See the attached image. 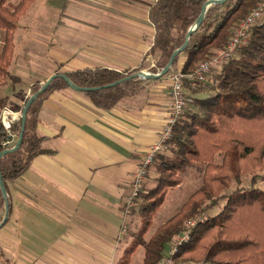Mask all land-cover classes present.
<instances>
[{"label": "trees", "instance_id": "16d2710c", "mask_svg": "<svg viewBox=\"0 0 264 264\" xmlns=\"http://www.w3.org/2000/svg\"><path fill=\"white\" fill-rule=\"evenodd\" d=\"M34 1L19 0L11 7L9 0H0V29L5 31L0 51V82L9 76L19 20ZM206 1H154L149 9L154 29L149 52L157 58L154 74L162 71L172 54L184 45ZM259 1L227 0L223 5L209 8L204 21L167 74L193 72L214 49L228 43L232 29ZM182 60L181 69H178ZM136 70L96 67L62 74L78 87L94 89L86 92L94 106L109 110L145 89L143 81L133 77ZM186 86L189 87L187 81ZM69 87L64 78H55L28 109L20 147L0 159L7 193L8 183L26 172L37 156L54 153L43 148L47 139L37 134L39 115L43 102L54 91ZM38 91L34 90V94ZM190 93L193 99L179 117L167 142V150L159 153L152 164L158 174L157 185L148 193L144 189L137 199L135 210L138 209L141 225L132 233V243L117 264H131L140 247L145 249L143 264H160L167 245L184 232L183 222L200 215L202 218L191 228L189 241L176 255L177 261L264 264V187H257L259 182L264 186V17L251 28L247 43L239 46L236 55L212 74L211 82L191 89ZM7 103V98L0 97V111L7 108ZM21 127V118L12 121L9 131L0 122V152L14 147ZM219 154L222 161L217 163ZM189 164L202 167V186L183 204L180 212L146 241L155 213L164 204L168 190L183 183L182 173ZM245 176H251L249 187L238 186L225 194L234 182L240 184ZM223 200L221 210L209 215V211L220 206ZM0 201L5 205L1 189ZM11 211L9 202L8 220L2 227L8 223Z\"/></svg>", "mask_w": 264, "mask_h": 264}, {"label": "crops", "instance_id": "0c3cea01", "mask_svg": "<svg viewBox=\"0 0 264 264\" xmlns=\"http://www.w3.org/2000/svg\"><path fill=\"white\" fill-rule=\"evenodd\" d=\"M102 1L112 7L104 8L95 25L92 11L75 15L68 28V56L59 59L57 72L134 69L149 53L154 37L149 9L155 0ZM17 30L8 72L26 86L0 82V97L8 99L7 109L13 112L24 104L27 84L35 76L27 74L31 65L25 61L14 65ZM3 33L0 30L1 45ZM144 87L109 110L97 108L86 91L71 87L54 91L43 102L37 134L47 139L43 148L54 153L37 156L26 172L8 183L12 211L0 229L1 264L118 263L133 240L128 231L140 223L134 212L125 215L123 207L133 173L169 114L170 76L149 79ZM159 227L148 231V241Z\"/></svg>", "mask_w": 264, "mask_h": 264}, {"label": "rangeland", "instance_id": "374dc122", "mask_svg": "<svg viewBox=\"0 0 264 264\" xmlns=\"http://www.w3.org/2000/svg\"><path fill=\"white\" fill-rule=\"evenodd\" d=\"M263 0H260L258 5L261 4ZM19 3V0H9L10 6H15ZM147 4L148 0H147ZM107 7L108 9L112 7V3L110 1L103 2L102 0H35L33 5L29 8L27 13L20 18L18 27H17V39H16V60L14 61V65L25 61L28 66L27 74H34V79L31 83L27 84V88H29L30 92L28 93L27 98L24 101V104L17 108L18 114H22L23 108L26 105L27 101L34 94V90L41 89L46 83V81L53 75L61 74L56 71L57 67L61 68L62 62L59 63L62 59L67 58L68 52L67 48L69 46V34L68 28L69 26L74 25L75 15H79L80 11L88 10L92 11V25L96 24V21L99 20V14ZM255 7V8H256ZM254 8H252L253 10ZM251 10V11H252ZM250 11V12H251ZM250 12H248L243 18H245ZM241 19V20H242ZM1 30V29H0ZM3 31V30H2ZM234 29H232L231 35L233 34ZM2 33V32H1ZM5 37V31H4ZM105 36V35H104ZM2 38V36H1ZM231 38V37H230ZM4 41V39H3ZM4 45V43H3ZM3 45L0 44V51ZM15 45V42H14ZM15 49V48H14ZM218 49H214L210 56L216 52ZM126 54H130V51H125ZM209 56V57H210ZM207 59V58H206ZM157 58L150 54V52L146 53L141 59V63L134 69L137 73L145 72L148 74H154V69H156ZM203 61V60H202ZM201 61V62H202ZM60 64V65H59ZM132 69V70H134ZM172 69V68H171ZM170 69V70H171ZM196 69V68H195ZM136 73V74H137ZM174 72H170L167 76H172ZM166 76V75H165ZM139 78V77H138ZM143 81L142 84L147 82V79L139 78ZM6 82L10 83L12 87H20L24 88L26 86L24 83H21L20 78H16L15 76L9 75ZM22 84V85H21ZM31 85V86H30ZM7 109V108H6ZM10 110V109H9ZM0 119L4 110L0 111ZM167 150V149H166ZM169 155V152L166 153ZM217 163L222 161V155H218L216 158ZM153 168V169H151ZM153 171V172H152ZM153 173V174H152ZM204 172L202 171V167L198 164H189L186 170L182 173L183 182L180 188H170L168 190V194L164 204L160 207V209L155 213L153 218V223L150 229V232H154L162 222L170 220L174 217L178 212H180L183 204L187 202L190 196L197 191L203 182ZM158 177L156 167L151 166L149 169V174L147 179L144 182L143 188L148 193L151 189H153L156 185V179ZM149 179V183L152 186L147 188V182ZM251 176H245L240 181L234 182L231 189L226 191L225 194H229L234 191L238 186L249 187L250 186ZM263 188V184L261 182L258 183V186ZM224 200L220 202V206H217L209 211V215L217 214L224 204ZM136 215V220H138L139 226L141 225V218L139 217L138 209H133L132 213ZM6 213V208L4 203L0 201V224L2 223ZM202 218V215L198 216L193 220H185L182 224V229L185 227V224L190 221L198 222V219ZM135 225H133L134 227ZM133 229V228H132ZM134 229L128 231L129 235L133 232H136ZM146 241L147 235L145 237ZM145 254L144 247L138 248V250L133 255L132 264H141ZM2 257H0L1 261H4ZM11 260V259H9ZM191 261V260H190ZM182 262V261H178ZM186 262V261H184ZM196 262V261H194ZM204 261H199L197 263H202Z\"/></svg>", "mask_w": 264, "mask_h": 264}, {"label": "built area", "instance_id": "2783aa9c", "mask_svg": "<svg viewBox=\"0 0 264 264\" xmlns=\"http://www.w3.org/2000/svg\"><path fill=\"white\" fill-rule=\"evenodd\" d=\"M263 17L264 0L258 7L254 8L245 18L237 23L231 38L224 47L200 62L193 72L184 74L181 71H178L170 76L171 91L168 118L158 140L149 147L138 169L133 173L129 192L124 200L123 207L125 215H130L133 209L137 206V199L144 190V182L147 179L149 169L152 166L155 157L159 153L166 151L167 142L173 135L174 127L179 117L183 114L186 106L193 99L190 90L197 89L201 85L211 82L212 74L220 70L236 55L239 46L247 43L251 28ZM186 81L189 84V87L186 86ZM21 115L22 114L5 109L0 122L4 129L9 131L11 129L12 121L19 120ZM195 224V221H190L185 224L184 232L174 237L169 251L166 253L160 264H210L207 262L197 263L194 261L178 262L175 259L182 245L189 241L191 228Z\"/></svg>", "mask_w": 264, "mask_h": 264}, {"label": "water", "instance_id": "95a60500", "mask_svg": "<svg viewBox=\"0 0 264 264\" xmlns=\"http://www.w3.org/2000/svg\"><path fill=\"white\" fill-rule=\"evenodd\" d=\"M227 0H207L203 6H202V11L201 14L199 16V18L196 20L195 24L190 28V30L188 31L187 35H186V40L185 43L182 47H180L179 49H177L171 56L169 62L167 63V65L162 69V71H160L157 74H148L145 72H139L137 74H135L133 77H139V78H143V79H159L163 76H165L170 69L172 68V64L173 61L175 60V58L181 54L186 47L189 44V40L191 35L198 29V27L202 24V22L205 19L206 13L209 10V8H211L214 5H223ZM57 77H62L66 80V82L69 84V86L75 90H80V91H89V90H94V89H89V88H81L76 86L65 74H57V75H53L51 76L46 83H44L43 87L35 94H33L30 99L27 101L26 105L23 108L22 111V115H21V120H22V127H21V132L20 135L16 141V144L14 145V147L10 148V149H6L2 152H0V159L5 156L6 154L12 153L15 150H17L22 142V138H23V132H24V126H25V121H26V117H27V111L30 108V106L32 105V103L35 101V99L38 97L39 94H41L42 92H44L49 85L52 83V81L57 78ZM132 78V77H131ZM122 81H118L117 83H121ZM115 83V84H117ZM0 189H1V193L3 195V199L5 202V208H6V213H5V217L2 221V223L0 224V228L7 222L8 220V216H9V200H8V195H7V190L5 188V185L3 183V179H2V175H1V171H0Z\"/></svg>", "mask_w": 264, "mask_h": 264}]
</instances>
